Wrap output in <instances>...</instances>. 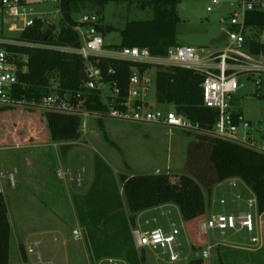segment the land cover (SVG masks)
Masks as SVG:
<instances>
[{"label": "rangeland", "instance_id": "374dc122", "mask_svg": "<svg viewBox=\"0 0 264 264\" xmlns=\"http://www.w3.org/2000/svg\"><path fill=\"white\" fill-rule=\"evenodd\" d=\"M138 1L113 0L101 9L102 24L105 28L109 26L113 29L103 33L106 45L117 46L121 43L120 31L127 22L154 17L153 10L141 8ZM208 6H213V10L208 11ZM36 8L38 11L53 9L52 4L38 5ZM236 9L237 4L233 5L230 0H220L217 5H212L211 0H179V45L195 47L200 55L224 49L227 41L214 46L211 42L223 31H229L230 16ZM97 10L98 7H85L74 16L79 18L85 12ZM49 16L56 24L61 19L59 13ZM16 34L10 30L8 17L3 18L0 14V35ZM252 57L253 62L264 69V54ZM52 81H55L54 78ZM239 81L240 87L232 98L233 109L243 112L251 120V134L264 144V70L240 73ZM151 103L156 108L173 109L170 105L156 103L155 84L151 91ZM47 113L52 112L24 106L0 112V192L4 196L10 228L8 264L35 262V254L28 255L29 247L40 251L43 259L53 264H109L113 258L91 261L85 230L78 219V204L87 207L89 191L97 178V168H110L111 173L101 174L98 180L104 183L115 180L128 212L127 195L120 178L122 175L129 178L149 174L169 176L171 180L168 181L176 193L184 189L193 190V184L185 175L195 181L186 168L187 148L189 142L195 139V132L189 134L188 131L164 125L110 117L101 118V127L99 119L90 116L87 128L81 125L76 139L57 141L50 134L51 126L56 124L50 122ZM64 119L60 117L59 122L63 128L71 130L70 123ZM243 132L241 130V134ZM67 144H71L72 148L64 157L62 147ZM243 185L233 188L231 180L227 179L215 184L211 193L202 185L206 212L200 227L210 210L234 213L247 210V203L236 205L238 202L233 201L230 195L232 189L246 192L249 186L245 182ZM221 198L226 203H221ZM172 205L173 208L154 207L138 212L134 229L145 231L160 226L170 229L171 224H175L181 232L179 259L170 262L166 252L147 250L145 264H190L209 246L211 255L205 259L206 264L243 263L244 247L249 243L246 230H226L223 233L210 230L207 234L199 231V234L195 233L196 239H192L181 210L173 202ZM75 228L82 232L80 239L73 235ZM22 248L27 253V260ZM252 257L261 259L264 264V250ZM115 260L128 264L121 258Z\"/></svg>", "mask_w": 264, "mask_h": 264}, {"label": "trees", "instance_id": "16d2710c", "mask_svg": "<svg viewBox=\"0 0 264 264\" xmlns=\"http://www.w3.org/2000/svg\"><path fill=\"white\" fill-rule=\"evenodd\" d=\"M110 1L113 0H61V19L57 24L48 25L37 20L19 37L21 40L79 46L78 36L72 29L77 23L74 14L79 13L82 8L93 6L99 10L89 12H95L101 17V9ZM178 3L179 0H139L138 5L143 9H152L154 17L150 20L127 22L120 31L122 40L117 46H137L148 49L153 56H165L171 47L179 45L177 28L181 17L177 11ZM246 28L245 47L253 55L264 54V41L260 38L264 34V11H248ZM99 30L106 32L104 25ZM13 49L28 57L27 71L19 73L20 83L16 89L18 99L39 101L52 92L51 82L54 78L61 91H87V109L91 112L105 111L97 91L86 88L79 79V72L85 67L80 55L34 47ZM100 66L105 74L109 69L114 70V74H106L107 78L114 79L123 94L127 93L130 77L136 69L148 70L153 74L157 104L172 106L178 113L198 122L203 129L212 130L215 127L219 110L204 104L202 85L207 75L205 72L179 66L162 67L108 58H102ZM12 108L15 107L3 106L0 107V112ZM46 116L51 123L56 124L51 126L50 132L54 140L76 139L79 136L81 118L59 113H47ZM60 117L70 123L71 130L63 128V124L59 122ZM99 123L103 127L101 118ZM194 138L188 144L186 168L195 181L185 175L191 185L193 184V190L184 189L176 193L169 182V176L149 174L129 178L122 175L120 178L130 212L126 210L121 189L115 180H111V183L98 180L101 174H110V168H97V178L89 191L87 207L78 204V219L85 230V240L92 262L103 258H121L128 264H145L147 249H137L133 234L137 213L168 202L180 207L189 226L191 238L196 239L195 233L199 234L201 231L200 222L206 212L202 185L211 193L215 184L230 178H240L255 194L258 212H264V151L205 133H196ZM71 148V144L62 147L64 157ZM185 184L189 185L188 182ZM201 234L205 233L201 231ZM9 235L5 200L0 192V264H8ZM22 252L27 260V253L23 248ZM190 264L206 262L198 257L191 260Z\"/></svg>", "mask_w": 264, "mask_h": 264}, {"label": "built area", "instance_id": "2783aa9c", "mask_svg": "<svg viewBox=\"0 0 264 264\" xmlns=\"http://www.w3.org/2000/svg\"><path fill=\"white\" fill-rule=\"evenodd\" d=\"M230 1L233 5L237 4V9L230 16L231 28L227 32V45L224 49L200 55L199 50L195 47L177 45L171 47L165 56H153L146 48L106 45L103 33L99 30V27L103 25L101 17L95 12L83 13L77 18V23L72 28L78 36L79 46L21 40L19 35L27 28L32 27L37 20L48 25L55 24L56 22L49 16L50 11H38L36 7L52 4L54 9L52 13H59L61 16V0H0V14L3 18L8 17L10 30L17 32L16 36L0 35V107L24 106L40 109L43 112L77 116L81 118L82 126L85 129L90 116L98 119L110 117L159 124L183 131L210 134L264 151V144L250 136L252 122L245 115L235 112L232 106L233 94L240 87V73L264 70L261 65H257V62H253V54L245 47L246 13L256 10L264 11V0ZM219 3L220 0H211L212 5ZM207 10L212 11L213 6H208ZM260 38L264 41V34ZM15 47H34L80 55L85 62L83 69L93 84L90 87L83 82V85L97 91L101 104L106 108L105 111L94 110L91 112L87 109L89 98L87 91H61L56 81L51 82L52 92L39 101L18 99L16 89L20 83L19 73L27 71L28 57L24 53L15 51L13 49ZM102 58L149 63L162 67L179 66L205 72L207 75L202 85L204 104L219 110L215 127L212 130L203 129L198 122H193L175 109H160L153 106L151 91L154 78L148 70L136 69L130 77L127 93L123 94L117 82L107 78V75L115 73L114 70L109 69L106 75L101 68ZM241 130H244L243 136ZM237 199H241V197L237 196ZM221 203H225V200H221ZM247 206L248 211L239 215L216 213L209 216L202 223L201 231L205 234L210 230L222 233L226 230L253 232L255 229L253 209H257L256 198H249ZM180 234V229L175 224H171L169 230L161 227L145 231L138 229L134 231L135 245L137 249L164 251L169 255L170 262H176L179 259L178 248L181 246ZM73 235L76 239H80L82 232L79 228H75ZM34 246H38V244ZM31 254H35L36 259L31 264H53L50 260L45 261L41 252L34 247L28 249V255ZM198 255L203 259L209 258L211 247L205 248ZM109 264L122 263L110 259Z\"/></svg>", "mask_w": 264, "mask_h": 264}, {"label": "crops", "instance_id": "0c3cea01", "mask_svg": "<svg viewBox=\"0 0 264 264\" xmlns=\"http://www.w3.org/2000/svg\"><path fill=\"white\" fill-rule=\"evenodd\" d=\"M47 10L50 11L51 13L53 11V9H47ZM216 51H218V50H216ZM233 110L235 112H237V113H241V114L244 115V113L241 112V111H238V110H235V109H233ZM243 135H244V133L242 134V136ZM250 136L255 139L253 134H250ZM228 180H231V186L233 188H235V187L237 188L239 185L240 186L241 185L244 186L243 185L244 182L240 178H230ZM0 191H1V189H0ZM230 195H231L233 201L238 202V204H236V205H239L241 202L242 203H247V200L249 198H256L255 194L252 192L251 189L249 190V188L246 190V192L243 191V190L232 189L230 191ZM237 196H240L241 199H237ZM221 200H225V199L221 198ZM221 200H220V202H221ZM225 203H226V200H225ZM165 206H170L171 208H173L172 202L166 203V204H162V205L157 206V207L161 208V207H165ZM178 208H179V211H180V207L179 206H178ZM246 211H248V209L243 211V212H241V213H244ZM216 213H233V214L239 215L240 212L239 213H234V212H229V211L228 212H224V211L215 212L214 210H210L209 213H207V214H208V217H209V216H211L213 214H216ZM253 213H254L255 229L251 233H249L248 231L244 230L246 232V234H247V238H248V242L249 243L247 244V246L244 247V252H246V253H244V260H243L242 264H263V261L261 259L253 258L252 255H257L258 252L264 250V212L263 213H259L257 209H254ZM160 227L165 229V230H169L166 226H160ZM136 230H138V229L137 228L133 229V234H134V231H136ZM253 239H256V240L254 241Z\"/></svg>", "mask_w": 264, "mask_h": 264}, {"label": "water", "instance_id": "95a60500", "mask_svg": "<svg viewBox=\"0 0 264 264\" xmlns=\"http://www.w3.org/2000/svg\"><path fill=\"white\" fill-rule=\"evenodd\" d=\"M111 30H113L111 27H106V32L108 33V32H110ZM227 38H228V33L226 32V31H223L222 33H221V35L218 37V38H216V39H213V41L211 42V45L212 46H214V45H216V44H218V43H221V42H223V41H226L227 40ZM79 79L82 81V82H84V83H86L87 85H89L90 87H92V82L90 81V79L87 77V75H86V72H85V70L82 68L81 70H80V72H79Z\"/></svg>", "mask_w": 264, "mask_h": 264}]
</instances>
